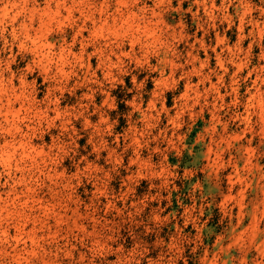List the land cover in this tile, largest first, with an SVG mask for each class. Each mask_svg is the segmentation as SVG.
Returning <instances> with one entry per match:
<instances>
[{"label":"rangeland","instance_id":"374dc122","mask_svg":"<svg viewBox=\"0 0 264 264\" xmlns=\"http://www.w3.org/2000/svg\"><path fill=\"white\" fill-rule=\"evenodd\" d=\"M0 264H264V0H0Z\"/></svg>","mask_w":264,"mask_h":264}]
</instances>
